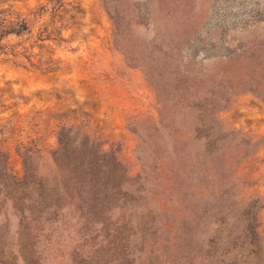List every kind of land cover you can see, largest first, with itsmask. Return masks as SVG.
Listing matches in <instances>:
<instances>
[{
    "label": "rangeland",
    "instance_id": "obj_1",
    "mask_svg": "<svg viewBox=\"0 0 264 264\" xmlns=\"http://www.w3.org/2000/svg\"><path fill=\"white\" fill-rule=\"evenodd\" d=\"M64 127L128 166L133 225L153 218L108 264H264V0H0L9 172L30 158L52 176ZM12 204L0 195V264H73L76 233L28 240Z\"/></svg>",
    "mask_w": 264,
    "mask_h": 264
},
{
    "label": "trees",
    "instance_id": "obj_2",
    "mask_svg": "<svg viewBox=\"0 0 264 264\" xmlns=\"http://www.w3.org/2000/svg\"><path fill=\"white\" fill-rule=\"evenodd\" d=\"M0 160V195L5 194L13 202L12 208L20 212L21 223L29 232L26 238L31 240L35 233L57 226L65 230L66 240L71 241L76 233L78 242L70 254L73 264H108L103 253L108 248L113 253L122 249L127 235L138 231L137 223L143 230L151 229L149 214L140 217L141 224L133 225L131 205L141 196L136 188V193L132 191L134 177L128 166L82 130H60L58 147L51 153L56 173L52 176L40 175L39 167L29 158L23 160V174L17 177L9 172L7 155L0 152ZM249 222L241 237L248 241L245 250L256 254L261 248L259 234L253 220ZM239 248L235 243L231 246L232 251ZM203 251L206 254L208 250Z\"/></svg>",
    "mask_w": 264,
    "mask_h": 264
}]
</instances>
